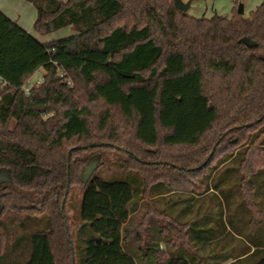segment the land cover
Instances as JSON below:
<instances>
[{
  "label": "trees",
  "instance_id": "1",
  "mask_svg": "<svg viewBox=\"0 0 264 264\" xmlns=\"http://www.w3.org/2000/svg\"><path fill=\"white\" fill-rule=\"evenodd\" d=\"M24 1L36 32L73 34L42 43L0 10V264H264V168L246 170L253 147L264 159V0L247 18L209 19L173 0ZM107 152L126 156L118 167L136 189L96 172L82 185ZM74 182L81 224L70 235ZM145 197L168 207L160 216L189 247L160 258L158 242L128 247Z\"/></svg>",
  "mask_w": 264,
  "mask_h": 264
},
{
  "label": "rangeland",
  "instance_id": "2",
  "mask_svg": "<svg viewBox=\"0 0 264 264\" xmlns=\"http://www.w3.org/2000/svg\"><path fill=\"white\" fill-rule=\"evenodd\" d=\"M262 1L263 0H241L237 4L235 0H182L184 4L190 2V7L185 12V14L197 19H209L214 15L228 16L231 14V12H233V10L237 9L240 4L243 6L242 16L244 18H247L253 10H255L262 4ZM0 10H2L15 23L20 24L24 30L30 33L31 36H34L36 39L40 40V42L42 43L48 44V42L55 41L73 34V31L70 28L48 32V34H39L38 32H36L34 30L33 24L36 18V10L35 8H33V6H31L24 0H0ZM42 74L43 71L40 70L35 72L33 76L24 84L23 87L25 91L28 92L34 87V85H38L39 83H41L43 76ZM62 81H66V85L72 87V82L70 79H65ZM81 87L82 85L79 87L80 90ZM103 109H105V107L101 104H97L93 107L90 106V110L92 113V118L90 119V121H94V124H96L95 120L98 117L97 114H99ZM247 136H249V133L241 134L240 137L244 138ZM230 151L232 150L228 149L226 152ZM249 154L251 155L248 158L249 161L247 163V172L249 170H256L257 168H264V159L262 158L260 149H258L257 146L253 147L250 150ZM126 159V156L122 154H118L116 152H107L104 158L101 160L103 165L100 166L99 169L95 172L102 175L104 178L113 177L115 179L116 177H120V179L128 181L130 185H132V187L136 189L138 184L136 183L137 178L134 176V174L128 173L125 170H119V162L125 161ZM158 174H160L159 171L143 175V178H146L144 179L146 186L156 182V180H158ZM172 186L176 191H181L180 189L182 188H185L187 190L190 188L188 184H184L181 182H178L177 184L174 183L172 184ZM187 190L183 191L187 192ZM80 194L81 190L79 183L74 182L72 185H70L68 199L66 200L64 209L66 214L65 222L67 227L69 228L70 235H73L79 229V226L81 224L78 216L79 202L81 199ZM170 199L172 202L177 201V198L175 197H170ZM157 200L158 199H152L149 197H145L143 199V201L140 203L138 212L133 214L131 217L130 224H128L127 226V233L131 234V239H133V236L137 231L141 235L138 244H136L135 241L132 240V243L128 246L130 249L132 248L131 250H136L137 246L139 250V246L140 248L144 247V245L148 242L154 245H157L158 242L160 244L158 246H160L161 250V252L159 251L158 254L160 258L169 252L180 249V247L187 248L189 246L186 243L187 239H185L184 227L180 224H174L165 216H160L159 211H168V207L166 205L158 203ZM177 207L179 206H176V208ZM141 221L143 224H138ZM158 228H161L159 230L160 234L159 231L156 230ZM149 262H152V260H149Z\"/></svg>",
  "mask_w": 264,
  "mask_h": 264
},
{
  "label": "water",
  "instance_id": "3",
  "mask_svg": "<svg viewBox=\"0 0 264 264\" xmlns=\"http://www.w3.org/2000/svg\"><path fill=\"white\" fill-rule=\"evenodd\" d=\"M173 4H174V6H175V8L177 10H179L180 12H183V13H185L190 7L189 2L184 4L182 2V0H173ZM237 11L239 13L242 12L241 11V4L238 6V10ZM98 167H99L98 160L97 159H92L83 168V171H82L81 177H80V180H81L83 186L86 185L89 182L90 177L94 174V172L98 169ZM64 202H65V199L63 200V204H64ZM63 204H62V207H61V211L63 209ZM63 219H65L64 215H63ZM64 227L67 230L68 227H66L65 221H64ZM67 241H68V243H70L69 238H67ZM70 249H72V246L70 247ZM72 261H74V258H72Z\"/></svg>",
  "mask_w": 264,
  "mask_h": 264
},
{
  "label": "crops",
  "instance_id": "4",
  "mask_svg": "<svg viewBox=\"0 0 264 264\" xmlns=\"http://www.w3.org/2000/svg\"><path fill=\"white\" fill-rule=\"evenodd\" d=\"M190 3V2H189ZM238 9V8H237ZM2 11V10H1ZM241 11H243V6L241 5ZM3 12V11H2ZM4 13V12H3ZM5 14V13H4ZM241 14H242V12H241ZM6 15V14H5ZM7 16V15H6ZM8 17V16H7ZM9 18V17H8ZM10 19V18H9ZM10 20H12V19H10ZM13 21V20H12ZM14 22V21H13ZM20 25V24H19ZM21 26V25H20ZM26 31V30H25ZM27 32V31H26ZM28 33V32H27ZM30 34V33H29Z\"/></svg>",
  "mask_w": 264,
  "mask_h": 264
}]
</instances>
